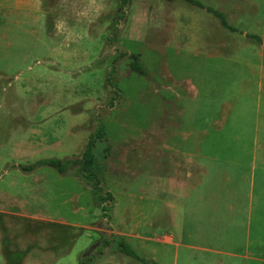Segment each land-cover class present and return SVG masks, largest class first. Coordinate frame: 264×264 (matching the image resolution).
I'll list each match as a JSON object with an SVG mask.
<instances>
[{"label": "rangeland", "instance_id": "1", "mask_svg": "<svg viewBox=\"0 0 264 264\" xmlns=\"http://www.w3.org/2000/svg\"><path fill=\"white\" fill-rule=\"evenodd\" d=\"M195 1L0 0V264H192L175 244L182 160L191 181L196 159L264 199V0ZM100 125L98 185L76 165L21 169L80 157Z\"/></svg>", "mask_w": 264, "mask_h": 264}, {"label": "crops", "instance_id": "2", "mask_svg": "<svg viewBox=\"0 0 264 264\" xmlns=\"http://www.w3.org/2000/svg\"><path fill=\"white\" fill-rule=\"evenodd\" d=\"M153 145L157 147L155 149H159V144L155 141ZM167 148L174 154L172 150H175L171 144H168ZM184 163L182 160L179 164L180 168L186 171L185 178L188 179L180 181L184 191L181 207L178 209L182 224V241L175 244H181L185 248L183 252L185 258L192 264H200L194 254L213 251L217 257L210 264H264L262 235L256 237V252L253 253L250 248L252 218L261 219V223L258 219L256 228H262L261 230L264 228V199L256 201L253 206L254 179L251 177L247 184V176L229 177L227 174H221V170L216 171L214 175L211 174L210 178L200 176L204 169L203 163L191 159L189 161L191 167L200 173L191 181L193 173L183 167ZM174 181L175 179L171 178L170 182ZM203 223L212 234H209L208 230L202 231ZM212 237L219 241V244H214L213 249L204 245V241ZM156 240L157 243L171 246L174 244V234L157 236ZM173 264H177V261Z\"/></svg>", "mask_w": 264, "mask_h": 264}, {"label": "trees", "instance_id": "3", "mask_svg": "<svg viewBox=\"0 0 264 264\" xmlns=\"http://www.w3.org/2000/svg\"><path fill=\"white\" fill-rule=\"evenodd\" d=\"M187 1L194 5H200L195 0H187ZM126 2L127 0H123V3H126ZM208 10L212 11L215 15H217L220 18L222 24L228 27L226 17L224 16L222 12L215 11L209 8ZM130 57H131V61L129 63L130 68L139 73H145V69L142 65V62L140 61L139 54H130ZM104 135L105 133H104L103 127L100 125L97 131L95 132V134L87 142L85 149L83 150L80 157L70 158V159L69 158H65V159L47 158V159L38 160L36 164L30 165V166L21 165L20 167L23 170H27V169L34 168L36 165H49L55 168L60 173H64L76 165L80 167V169L82 170V175L86 179L94 181L98 185V182L96 180L97 158L93 150H94L96 140L103 138ZM97 191H98L97 197L100 202L105 203V204H107V202H110L111 194L109 192H104L102 187L100 186L97 187ZM103 209L108 210V206L104 205ZM105 243L108 246L110 245L109 240L106 241ZM121 247H122L121 251L125 252L127 255L136 257V254L134 253V251L131 248H129L127 244L123 243L121 244Z\"/></svg>", "mask_w": 264, "mask_h": 264}]
</instances>
